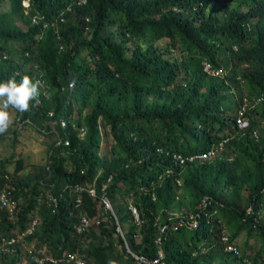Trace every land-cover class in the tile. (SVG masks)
<instances>
[{"label":"trees","instance_id":"trees-1","mask_svg":"<svg viewBox=\"0 0 264 264\" xmlns=\"http://www.w3.org/2000/svg\"><path fill=\"white\" fill-rule=\"evenodd\" d=\"M25 75L39 96L13 109L15 129L52 141L34 173L16 138L0 157L16 204L0 203V243L17 239L0 264L24 246L86 264H135L128 248L156 264H264V0H0V79Z\"/></svg>","mask_w":264,"mask_h":264},{"label":"built area","instance_id":"built-area-1","mask_svg":"<svg viewBox=\"0 0 264 264\" xmlns=\"http://www.w3.org/2000/svg\"><path fill=\"white\" fill-rule=\"evenodd\" d=\"M204 69L207 72H213L209 65H205ZM236 123L238 125L239 128H246L249 126V120L248 118L244 115V107H241L239 110V114L238 117L236 118ZM255 137H257V133H254ZM221 143H219V146L221 147ZM212 153H210L209 155H211ZM174 159L179 162L180 164H182L184 162V158L180 155V154H173ZM202 158L203 155H194L189 157V159L191 160L192 158ZM178 184H179V180H177ZM90 192L92 194H94V190L90 189ZM49 198L51 201L55 202L56 199L49 195ZM102 202L105 206V208L111 210L113 212V210L111 209V203L109 201V199L106 196H102L101 197ZM0 203L2 206L8 208L9 212H12L15 207V201L11 198V192H9L8 190H3L0 194ZM205 205V202H204ZM132 213L137 217V211L136 208L133 206H130ZM38 220L37 219H31L29 224H28V229L26 230V234H31L35 225L37 224ZM91 222V219L88 217H83L81 219V223L77 228L78 232H81L85 227H87ZM180 225L182 224H186L189 227H194L196 226V220L193 218V215L190 213L188 215H185L184 218L182 220H180L179 222ZM164 228H162L163 230ZM117 230L122 234L123 231L121 230L120 226H117ZM23 233V234H25ZM223 242H227L228 241V236L226 234H223L221 237ZM16 238L12 237L9 239H3V241L0 243V251H13V248H9L10 245H13L16 243ZM226 250L228 251H236V248L233 245H229L227 244L225 247ZM128 251L130 252V254L132 255V257L135 260V264H156L157 263V259H151L148 258L147 256L143 255V254H138L134 251H131L128 248ZM42 252L37 251L36 253L31 252L30 256H31V260L34 264H45L46 262H50V263H62V264H86V262L80 258V256L78 255V253L76 252H71V253H67L66 255L60 256V257H55V256H51V255H42ZM161 254V253H160ZM161 256V255H160Z\"/></svg>","mask_w":264,"mask_h":264},{"label":"rangeland","instance_id":"rangeland-1","mask_svg":"<svg viewBox=\"0 0 264 264\" xmlns=\"http://www.w3.org/2000/svg\"><path fill=\"white\" fill-rule=\"evenodd\" d=\"M9 111L12 113L13 120L8 129L5 131L6 139L0 141V157L8 156L11 152H13L11 140L12 138H16L17 142L15 144L14 152L17 154L19 151H21L22 160L28 164L25 174L34 173L30 166H32L35 170L37 167L41 168L45 166L48 157V147L52 141V138L50 136H44V134L29 126H26L20 131H16L13 123L14 111L12 108H10ZM261 129H263V127H261ZM106 147L107 142H102V151H104ZM9 168H11V166ZM110 203L111 209L115 213L114 203L111 201ZM170 212L174 216L179 214H182L183 216L190 214L188 209L184 206L180 208L173 206L170 209ZM121 230L123 232L127 230L126 223L122 225ZM245 239V232H242L236 239L240 249L243 248ZM22 253L23 254L20 264H34L31 260L30 249L28 247L24 246Z\"/></svg>","mask_w":264,"mask_h":264},{"label":"clouds","instance_id":"clouds-1","mask_svg":"<svg viewBox=\"0 0 264 264\" xmlns=\"http://www.w3.org/2000/svg\"><path fill=\"white\" fill-rule=\"evenodd\" d=\"M38 85L39 81H33L27 75L19 80L14 77L0 79V133L12 123L10 108L21 113L29 110V102L39 96Z\"/></svg>","mask_w":264,"mask_h":264}]
</instances>
